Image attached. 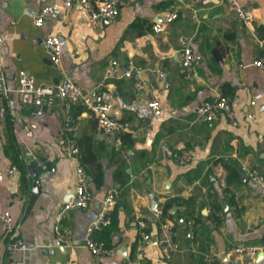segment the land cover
I'll return each instance as SVG.
<instances>
[{"label":"crops","instance_id":"1","mask_svg":"<svg viewBox=\"0 0 264 264\" xmlns=\"http://www.w3.org/2000/svg\"><path fill=\"white\" fill-rule=\"evenodd\" d=\"M46 2L61 0H3L0 6V32L9 36L0 50L9 90L0 94V218L10 211L29 246L10 255V236L0 220V264H205L206 252L229 264L228 251L237 244L258 245L259 256L264 251V185L252 182L242 166L264 174V69L253 65L264 56L259 32L264 0H244L256 16L250 26L219 0H177L179 16L162 31L154 26L169 12L171 0H122L119 17L100 27L91 24L80 6L65 19L54 16L36 26L34 17ZM49 34L62 38L63 70L88 92L99 91L112 102L126 125L124 134L133 138L131 145L117 144L94 114L77 104L71 107L76 145L68 155L57 142L67 103L55 97L46 114L38 116L29 98L15 92L20 70L32 74L37 85H57L62 79L45 43ZM186 46L197 57L192 73L180 62ZM111 58L123 68H146L145 89L138 90L129 79L107 78ZM162 61L168 66L165 80L157 73ZM220 95L232 103L237 125L221 115L213 127L198 120L197 107ZM151 98L160 102V113L148 106ZM180 151L190 153V162L175 159ZM36 157L46 158L49 165L38 174L42 190L26 215L35 178L25 166ZM79 157L85 159L86 170L102 165L104 183L97 187L89 176L90 207L74 208L58 222L61 208L75 192ZM234 164L240 179L229 185L227 165ZM12 165L19 168L16 184L8 174ZM110 190H117V223L106 235L116 253L96 256L87 245V231ZM148 190L158 197L161 218L151 208ZM169 204V216L164 217ZM161 219L170 222L181 247L171 260L157 243ZM189 219L199 224L193 239L186 236ZM140 220L149 223V243L141 239ZM59 231L63 246L56 244Z\"/></svg>","mask_w":264,"mask_h":264},{"label":"built area","instance_id":"2","mask_svg":"<svg viewBox=\"0 0 264 264\" xmlns=\"http://www.w3.org/2000/svg\"><path fill=\"white\" fill-rule=\"evenodd\" d=\"M169 12L158 22L154 28L157 31H162L165 24L174 22L179 14L176 10L177 0H171ZM223 5L232 9L236 17L244 24L250 26L255 21V12L248 7L244 0H219ZM3 0H0V6ZM122 0H61V2H46L43 3L40 10L34 17L36 26H43L46 21L54 16L65 19L71 9L80 6L89 17L91 24L94 27H100L106 21H115L121 12ZM15 23V22H13ZM9 39V36L0 32V50ZM46 46L50 52L52 63L62 72V79L57 85H37L32 74L26 70H20L18 74V86L15 92L20 98H29L35 108V114L43 116L47 112V108L51 106L55 97L62 98L68 105V111L63 119V122L57 133V142L61 150L73 155L76 145L75 124L76 119L71 111V107L77 104H83L97 118L101 130L112 136L117 144H122V135L126 132V125L121 122L114 113V107L101 92L97 91L93 94L85 90V88L67 74L62 68V38L59 34H49L45 40ZM180 62L185 70L192 73L195 70L197 57L191 47H184L179 54ZM253 65L264 69V56L253 61ZM147 69L140 65H133L123 68L120 62L111 58L105 68L107 78H125L132 80L138 90H144L147 81L145 73ZM158 77L160 80H165L168 76V66L162 61L157 68ZM7 79L4 72L0 68V94L8 92ZM148 106L155 113H160L162 108L157 99L151 98L148 100ZM198 120L213 127L218 116H224L230 123L237 125L235 110L230 100L225 96H216L214 98L204 100L196 109ZM31 134V132H28ZM175 159L180 164L190 162L191 155L187 151L175 152ZM242 172L249 179L260 185H264V174L257 168H252L246 165L242 166ZM19 173V168L12 165L8 168V174L15 176ZM76 188L70 202H66L58 214V222L63 221L69 216V213L74 208L87 209L90 207L93 195L90 189V177L78 160L76 171ZM117 203V190H110L104 200L103 208L99 212L97 218L92 222L87 231V245L91 252L96 256H108L116 253L115 247H107L105 243L95 238L96 230L108 225L112 221L113 210ZM162 211L158 210L156 216L162 217ZM1 227L5 234L10 236L8 244V252L13 255L18 250H28L29 246L24 239L19 235V225L14 219L10 211H5L1 218ZM139 227L141 229V239L143 242H151L152 235L148 231L149 223L146 220H140ZM189 239L195 238L196 230L199 227L195 219H189L186 223ZM64 238L60 231L56 238V244L63 246ZM164 257L171 260L176 252L180 250V244L176 240L172 226L168 220L161 219L160 233L157 239ZM260 247L258 245L237 244L232 246L228 251L229 264H258L262 260H257ZM205 264H221L218 254L206 252L204 254ZM64 264H73L72 261H66ZM123 264H132L130 260L124 261Z\"/></svg>","mask_w":264,"mask_h":264},{"label":"trees","instance_id":"3","mask_svg":"<svg viewBox=\"0 0 264 264\" xmlns=\"http://www.w3.org/2000/svg\"><path fill=\"white\" fill-rule=\"evenodd\" d=\"M93 2H95L96 0H91ZM260 37L262 39H264V27L260 29ZM133 143V138L131 137L130 134H123L122 135V146H127V145H131ZM80 162L82 163V165H85V159L82 157H79ZM85 167V166H84ZM228 171H229V175H228V183L233 184L234 182L238 181L240 179V171L237 168V165H227ZM88 175L92 178V181L96 184L97 187H101L104 183V169L102 167L101 164H94V166L91 169H87L86 170ZM124 173V172H123ZM25 183H23L24 186ZM171 204H169L168 206L165 207L164 209V217H168L169 216V208H170ZM216 216V215H215ZM117 223V217L116 214L113 213L112 216V221L108 224L103 226L102 228L103 231H100L99 233H105V235L102 237V239L100 237H98L99 233L97 232L95 234V238L97 240H103L105 245L107 247H111V245L109 244V233L106 235L107 231L109 229H111L112 227H114ZM101 229V228H100ZM98 229V230H100Z\"/></svg>","mask_w":264,"mask_h":264},{"label":"water","instance_id":"4","mask_svg":"<svg viewBox=\"0 0 264 264\" xmlns=\"http://www.w3.org/2000/svg\"><path fill=\"white\" fill-rule=\"evenodd\" d=\"M49 165V162L46 160V158L44 157H36L34 160H32L31 162H29L26 166H25V171L30 173V175L35 178V181L32 184V194L31 197L29 199V204L27 206L26 209V215L30 214L32 211V207L36 201V199L38 198V196L41 193V185H40V179L38 178V174L45 168H47ZM20 179V173H16L14 176V179L12 180L15 184L19 181ZM151 181V180H150ZM149 181V182H150ZM23 186V185H22ZM26 186L24 184L23 188L24 190L26 189ZM148 194L151 200V208L153 211H158L159 209V203H158V197L156 195H154L151 190H148ZM73 197V194L70 195V198L67 202H70L71 199ZM185 222V221H183ZM264 257V251L261 252L258 256V260H262Z\"/></svg>","mask_w":264,"mask_h":264}]
</instances>
